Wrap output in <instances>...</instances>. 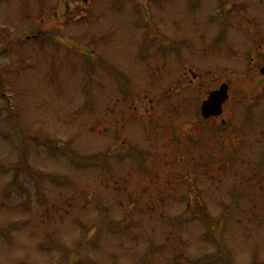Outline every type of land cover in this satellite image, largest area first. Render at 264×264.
<instances>
[{
    "label": "rangeland",
    "instance_id": "obj_1",
    "mask_svg": "<svg viewBox=\"0 0 264 264\" xmlns=\"http://www.w3.org/2000/svg\"><path fill=\"white\" fill-rule=\"evenodd\" d=\"M262 67L264 0H0V264H264Z\"/></svg>",
    "mask_w": 264,
    "mask_h": 264
},
{
    "label": "water",
    "instance_id": "obj_2",
    "mask_svg": "<svg viewBox=\"0 0 264 264\" xmlns=\"http://www.w3.org/2000/svg\"><path fill=\"white\" fill-rule=\"evenodd\" d=\"M264 76V69L261 70ZM227 100V86L222 85L218 91L209 94L207 100L201 105V116L204 119L218 117L222 113V105Z\"/></svg>",
    "mask_w": 264,
    "mask_h": 264
}]
</instances>
